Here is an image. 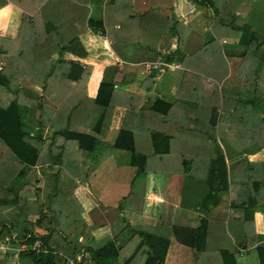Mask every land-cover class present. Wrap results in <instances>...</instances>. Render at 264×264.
I'll return each mask as SVG.
<instances>
[{
  "label": "trees",
  "instance_id": "1",
  "mask_svg": "<svg viewBox=\"0 0 264 264\" xmlns=\"http://www.w3.org/2000/svg\"><path fill=\"white\" fill-rule=\"evenodd\" d=\"M88 2L0 0V7L12 4L22 15L15 37H0V54L8 58L7 67H0V242L8 248L0 252L31 264H113L120 255L122 264H138L143 256L142 264H163L175 236L184 238H179L184 249H193L192 264H250L236 248L243 242V248L255 244L252 221L232 216L244 208L264 207V162L247 158L264 146V140L256 136L264 137V0H191L199 9H211L207 32L171 20L172 0H146L139 12L132 0H103L101 20L88 17ZM87 31L105 37L122 61L120 69L103 67L94 97H87L84 91L90 65L67 61L59 77L52 75L60 61L54 54L86 55L79 36ZM171 38L175 47L167 51ZM161 40H166L165 49ZM100 42H86L88 59L97 72L107 62L104 57H110L104 50L107 46L103 49ZM157 56L182 69L176 101L157 100L149 109L140 110L136 104L112 96L114 87L136 81L144 63ZM156 74L150 70L139 79L140 89L148 92ZM24 77L39 83L40 94L24 87L18 90ZM180 100L194 101L195 106ZM116 105H123L125 114L109 146L103 140ZM246 111L258 114L256 133H241V145L229 143L228 138L238 136L236 121L240 123ZM43 128L48 129L44 136ZM70 147L80 150L72 158L82 156L84 163L98 158L93 166L108 157L103 147L127 151L133 179L141 182L140 204L148 171L179 176L180 204L194 212H209L227 193L232 208L228 226L202 219L190 229L166 226L165 236L157 235L155 225L148 232L133 228L122 246L116 248L107 241L92 250L86 246L91 228L72 212L63 213V193L58 188L50 190L51 175L43 173L36 179L34 173V166L46 159L61 165L59 153ZM222 148L240 152L227 169ZM207 150L212 152L209 158ZM69 164L68 169H75L77 162ZM92 168L81 180L87 179ZM11 172L14 174L8 176ZM29 174L32 188L27 186ZM132 181L121 206L137 199ZM13 186L19 190H12ZM29 211L37 216L33 222L25 218ZM33 226L44 232H35ZM130 244L134 247L128 251ZM251 252L253 264H264V242Z\"/></svg>",
  "mask_w": 264,
  "mask_h": 264
},
{
  "label": "crops",
  "instance_id": "2",
  "mask_svg": "<svg viewBox=\"0 0 264 264\" xmlns=\"http://www.w3.org/2000/svg\"><path fill=\"white\" fill-rule=\"evenodd\" d=\"M132 2L135 10L139 12V10L143 9L142 4H145L146 0H132ZM102 7L103 0L96 1L95 6L94 1L89 0L88 17L93 20H101ZM93 10L95 13H93ZM172 13L182 14L181 20L185 22L190 21L189 23L182 22L184 24L190 25L195 30L200 32H202L201 30L203 25L207 26L212 22L211 9H199L197 8L196 4L190 2V0H172V10L170 14ZM21 17V10L12 4H5L4 6L0 7V37L13 39L19 26ZM230 19V16L227 17L225 23H227ZM100 40L105 42V45L107 46L110 53L106 51V49H103L110 57H104L107 59V62L100 64L97 72L95 63L88 59L89 52L86 42L89 41L90 44L95 45L100 42ZM171 40H173V38L167 39L168 44L171 42ZM79 41L83 46L86 55L79 58L70 54L69 52H63L60 56L54 54L53 57L58 58L60 61L53 69L52 75L54 77H59L66 68L67 61L78 62L81 65H90L91 68L84 86V91L87 97H94L103 67L114 65L120 69L122 61L110 49L108 46V40L99 34H94L90 31H87L86 33L79 36ZM165 43L166 40H161L160 45L162 46ZM172 44L174 45V42ZM161 46H159L160 49ZM162 48L165 49L163 46ZM172 50L167 49V51ZM157 58H159V56H157ZM169 63H174L177 66L157 73L152 78L153 85L148 92L140 89L139 87V79L145 77L146 73L150 71L144 67L142 71L136 73V81L123 86L114 87L112 90V96L116 99H119L120 101L134 103L140 110L149 109L157 100H161L165 103H173L177 100L176 92L182 76V69H180L176 62ZM7 65V56L0 54V67H7ZM92 72L94 78L93 81L91 80L90 82L91 76H93ZM27 79L29 78H20L18 90L19 87H24L25 89L30 88V90L32 89L34 93L40 94L41 87L39 83L29 79L32 81V84H30L26 82ZM238 81L241 82V78H238ZM89 83L93 86L92 88L89 87ZM180 101L189 105L190 107L195 106L194 101ZM124 114L125 107L123 105H116L114 107L103 140L105 144L110 146L114 142L118 130L122 125ZM240 123L243 124L244 127L241 126ZM240 123H237L236 121L239 129L238 136H234V138H228L227 141L229 143H235L237 141L238 144L241 145V133L243 136H245V131L249 132L250 136L256 133L258 114L251 111L243 112L240 116ZM47 132L48 129L43 128V136L46 135ZM256 134L259 140H264L263 135L258 133ZM99 146L100 143H98V147ZM79 151L80 150H77L73 147L63 149L59 153L62 156L61 165L56 164V161L52 159H46L43 160L41 164L34 166V173L36 175V179L43 173L51 175L52 180L49 186L50 190L58 188L63 193L62 196L64 201L61 205L63 213L65 214L72 212L73 215H77L75 218L76 220L79 219L81 223L91 228L90 237L87 240L86 246L92 250H96L107 241H112L116 248L122 246L124 242L130 239L133 228L142 232H148L153 230L152 227L155 225L157 235L165 236L166 226L170 227L169 229L171 230L178 229L180 227H186L190 229L198 226L202 219L208 221L209 224H212L216 221L222 222V219L227 218V216L228 220L230 219V212L232 211L225 213L226 209L224 206H221L222 203H226V207L228 206L227 204L229 200L227 198L229 196L227 193L223 195V202L220 203V207L217 206L212 208L207 213L199 211L194 212L191 209H187L186 207L182 206L180 204L182 181L179 176L174 174H162L160 172L154 171L146 172L140 204L139 199L141 182L139 178L133 179L134 169L129 164V154L127 151L112 147H103V151L106 153V155H108V157L103 161L96 162L94 166L93 163L98 160V158L90 161L89 163H84L82 156H80V158H72L74 154L79 155ZM221 154L227 169L230 165H232L234 156L240 155V152L230 150L226 151L224 148H222ZM242 154L246 155L245 152ZM206 156L207 158L211 157L212 152L207 150ZM247 158L251 161H256L259 163L264 162V146L261 147L257 152L247 155ZM73 161L77 162L75 169H68V166H71L69 162ZM91 167L93 168L87 179L81 180L80 177H82L84 173ZM74 172L78 173V175L74 174ZM13 174L14 172H11L8 174V176ZM131 181L132 186L135 187L133 194L137 199L133 203L121 206L120 202L128 194ZM31 185L32 176L29 174L27 186L30 188ZM13 188L16 189H12L14 191L19 190V188L16 186H13ZM4 194L8 196L12 195V193L9 195L6 191H4ZM28 199L32 200V198ZM29 205L31 206V204ZM29 209H31V207H29ZM45 211L46 208L42 207L41 212L45 213ZM254 214H256L260 218L261 222L263 221L264 223V207H260V210H255L253 215ZM251 215L252 214L249 213L248 209L244 208L242 213L233 215L232 219H237L239 217L243 219H250L253 224ZM36 217L37 216L32 215V212L29 211L25 218L33 222ZM58 218L62 219L63 215L60 213ZM256 228V225H253V231L256 240L255 244L253 246H249L248 248H243L245 246V243L243 242L239 247L236 248L237 253L241 258L243 257V259L251 252V249H253L255 245L264 242V230L260 231ZM32 229L37 233L44 232V230L40 229L38 226H33ZM173 238L174 239L172 243H170L168 246L163 257V264H192L193 258L191 257L190 253L193 251V249L190 248L189 251L184 249L182 243L179 241V238H184H177L175 236ZM189 238V242L192 243L191 239L193 238ZM185 245L189 247V245ZM133 247L134 246L130 244L126 248L128 251H130L133 250ZM240 249L244 251L243 254H240ZM144 258L145 256L142 257L138 264H142ZM122 262L123 257L120 255L116 258V261L113 264H122ZM242 263L243 262H241V264Z\"/></svg>",
  "mask_w": 264,
  "mask_h": 264
},
{
  "label": "rangeland",
  "instance_id": "3",
  "mask_svg": "<svg viewBox=\"0 0 264 264\" xmlns=\"http://www.w3.org/2000/svg\"><path fill=\"white\" fill-rule=\"evenodd\" d=\"M94 1V6H95V4H96V1H99V0H93ZM190 2H191V0H190ZM146 4V3H145ZM145 4H142V8H144L145 7ZM202 10H204V9H202ZM93 13H95V11L93 10ZM170 18L171 19H173L174 21H178V22H181V23H183V22H185V21H183V20H181L182 19V14H175V13H172V14H170ZM183 21V22H182ZM189 23L190 21H186L185 23ZM202 22V21H201ZM204 23V22H203ZM208 27H209V24L206 26V25H203V27H202V32H207L208 31ZM174 42V39L173 40H171V42L169 43L170 45H169V47H168V49L169 50H172V49H174V45L172 44ZM100 44L101 45H103L101 42H100ZM172 44V45H171ZM104 46V45H103ZM106 47V45L103 47V48H105ZM107 51L109 52V50H108V48H107ZM110 53V52H109ZM30 79V78H29ZM29 79H27V83H30V84H32V81L31 80H29ZM31 88H32V85H31ZM30 89V88H29ZM32 90V89H31ZM30 188H32V185L30 186ZM29 200V199H28ZM223 202V201H222ZM221 202V203H222ZM228 203H229V201H228ZM228 205V204H227ZM221 206H224V208L226 209L225 210V213H228V211L230 212V211H232V208H231V206H227L226 207V203H222V205ZM219 207H220V205H219ZM230 209V210H229ZM248 209V211H249V213L250 214H252L251 215V218L253 219V225H256V229H258V230H264V223H263V221L261 222V220H260V218L256 215V214H254L253 215V213H255V210H257V209H254V208H247ZM231 213V212H230ZM227 220H228V216H227V218H223L222 219V225H225L226 227L228 226V224H227ZM255 228V227H254ZM228 233L230 234V231L228 230ZM38 241L37 242H35L33 245L35 246L36 244L38 245ZM253 255H254V253H252V252H250L249 254H247L246 256H245V261L246 262H249L250 264H253L254 262L252 261V259H253ZM0 261L3 263V264H31L28 260H21V259H19V258H17L16 256H5V254L4 253H1L0 252Z\"/></svg>",
  "mask_w": 264,
  "mask_h": 264
},
{
  "label": "built area",
  "instance_id": "4",
  "mask_svg": "<svg viewBox=\"0 0 264 264\" xmlns=\"http://www.w3.org/2000/svg\"><path fill=\"white\" fill-rule=\"evenodd\" d=\"M174 66H177L176 64L174 63H165L163 62L160 58H157L155 61L153 62H145L144 63V67L146 69H149V70H156L157 73H160L164 70H167V69H170ZM37 245V244H36ZM8 248L7 244L3 243V242H0V250L2 251H5L6 249ZM20 248L23 249L24 248V245L21 244L20 245ZM241 250V249H240ZM244 251L241 250L240 251V254H243Z\"/></svg>",
  "mask_w": 264,
  "mask_h": 264
}]
</instances>
